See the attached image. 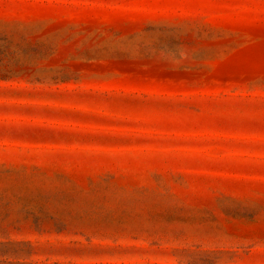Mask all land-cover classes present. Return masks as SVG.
Wrapping results in <instances>:
<instances>
[{
	"label": "rangeland",
	"instance_id": "rangeland-1",
	"mask_svg": "<svg viewBox=\"0 0 264 264\" xmlns=\"http://www.w3.org/2000/svg\"><path fill=\"white\" fill-rule=\"evenodd\" d=\"M0 264H264V0H0Z\"/></svg>",
	"mask_w": 264,
	"mask_h": 264
}]
</instances>
